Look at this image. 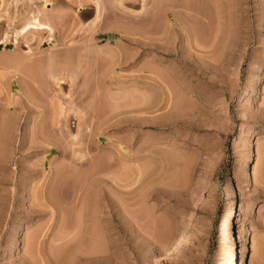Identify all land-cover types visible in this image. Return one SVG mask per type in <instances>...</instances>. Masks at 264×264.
Returning <instances> with one entry per match:
<instances>
[{
	"label": "rangeland",
	"instance_id": "rangeland-1",
	"mask_svg": "<svg viewBox=\"0 0 264 264\" xmlns=\"http://www.w3.org/2000/svg\"><path fill=\"white\" fill-rule=\"evenodd\" d=\"M154 1H0V264H224L230 212L264 264V0ZM50 189L96 256L49 251Z\"/></svg>",
	"mask_w": 264,
	"mask_h": 264
},
{
	"label": "bare ground",
	"instance_id": "bare-ground-1",
	"mask_svg": "<svg viewBox=\"0 0 264 264\" xmlns=\"http://www.w3.org/2000/svg\"><path fill=\"white\" fill-rule=\"evenodd\" d=\"M93 1H94V5H95L94 7H96L95 9H96L97 17H98L99 11H100L99 10L100 9V3H99V0H93ZM119 1L121 2L122 0H119ZM159 1H163V0H155L154 2H156V3L158 2L157 4L160 6L161 4H160ZM48 4H49V0H43L41 9L45 10L46 7L48 6ZM157 4H155V6H157ZM38 15L34 14L30 19L28 18V20L25 21V23L22 25V27L20 29L18 28L19 29L18 33L19 34L21 33L23 35H26L28 33H35V34L37 33V35L40 36L42 33H45V32H48V33L49 32H53L52 31L53 28L50 25V23H48V21L42 20L41 17L38 16ZM95 18H96V16H95ZM16 31H15V33H16ZM19 34L17 35V33H16L17 36H19ZM14 38L16 39V36ZM37 39H38L39 42L42 40L41 37H38ZM14 42H18L17 39ZM49 59H51V58H49ZM50 74L52 76V73H50ZM54 77H55L57 82H59L58 81L59 79L61 80V77H59V76H58L59 78H56V76H54ZM58 104H59V102H58ZM56 105H57V103H56ZM56 107L57 106H55V108ZM61 107L62 106H60V107L58 106L56 109H54L55 113H56V115H54V116L57 117V118L59 116L61 117L63 112H65V111L62 110L63 108H61ZM77 113H78V111H77ZM7 124H8L7 122H6V125L4 123L6 130L7 129L9 130L10 126H8V125H10V123L8 125ZM78 131L75 132L76 134L75 133L72 134L74 139L78 136V134H79ZM80 131H81V128H80ZM78 159H80L79 156H78ZM255 166H256V164L253 165V168ZM52 193H53V191L50 189L48 194H47V196L43 197V200L45 201L44 202V207L50 212V218H51L50 219L51 220V224L48 227V231L49 232L46 231L45 233H42L44 238L47 236L49 238V241L51 242V243L49 242V244H50L49 245L50 246L49 247L50 248L49 251L51 253H53V254H55L58 251H60V252L64 253L65 256H67L66 257L67 259L70 257V260H72L73 259L72 257H75L76 255L79 256V257H83V256L79 255L80 253H81V255H84V254L87 255L88 254L89 255L88 257L96 256L97 252L99 250V246L96 245L97 247L96 246L94 247L92 245L93 244L95 245V243H97V242H95L96 241L95 236L98 237L97 238L98 240H99V236H98V234H95V232H94L97 229L96 226L95 227L93 226V225H96V224H94L95 222H93V220H90L91 216H92L91 215L92 213L91 212L89 213L91 216H89V214L87 213L88 202H90V200L87 201L84 198L80 202V205L77 202L76 203L71 202L72 206L74 207L73 210L76 209L75 210L76 211L75 214H74V212L73 213L71 212L74 215L72 217L70 214H68V215L66 214L68 209L72 207L71 204H70L71 207L69 206L67 210H66L67 206L64 209V206L62 207V205H59L60 203L57 202L56 199H54ZM90 204H89V206H90ZM78 205H79V207H78ZM89 211H90V209H89ZM58 214L60 215V220H59V224L56 226L55 225V219H56ZM235 215H236V213L230 212V214L224 219L223 226H221V228H220V236H222V237L225 236V233H228V232L231 233V235H230L231 247L228 250H225L222 246L219 247L220 253L224 255L223 256V258L225 260V261H223L224 264H243L242 260L244 259V256L246 255L245 242H244L243 251H242V258H241L242 260L238 261V256H237L236 252L234 251V245H235V241L236 240L234 241L232 231H233V228H234ZM68 216H69V218H68ZM89 220L92 221L93 223L90 222V224H89L88 223ZM53 226H55L56 228L53 227ZM53 229H54V231L55 230L56 231L53 232L52 231ZM49 234H50V236H49ZM27 235L28 236L25 237V239H24V243H25V245H28V246L33 248L37 244V238H39L40 233L37 232V234H36L35 231H33V232H31L30 234H27ZM43 236H42V240H43ZM183 238L184 237H181L178 240H175V241L171 242L167 247L165 245V247L163 249V252L166 253L171 248L177 249L178 247H180L182 245L183 241H184ZM246 239L247 238L244 237V241ZM38 241H40V243L43 242V241L40 240V238H39ZM44 241H46V240H44ZM87 241H90V242H87ZM92 241H94V242L92 243ZM86 243L87 244L91 243L89 245L91 247H89V246L87 247ZM85 258H86V256H85ZM81 259H84V258H81Z\"/></svg>",
	"mask_w": 264,
	"mask_h": 264
}]
</instances>
